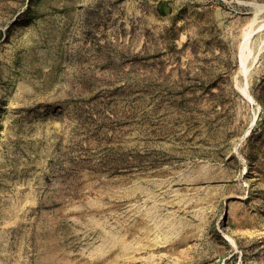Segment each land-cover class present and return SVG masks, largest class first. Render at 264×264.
Returning <instances> with one entry per match:
<instances>
[{
	"label": "rangeland",
	"instance_id": "1",
	"mask_svg": "<svg viewBox=\"0 0 264 264\" xmlns=\"http://www.w3.org/2000/svg\"><path fill=\"white\" fill-rule=\"evenodd\" d=\"M261 84L264 0H0V264H264Z\"/></svg>",
	"mask_w": 264,
	"mask_h": 264
},
{
	"label": "trees",
	"instance_id": "2",
	"mask_svg": "<svg viewBox=\"0 0 264 264\" xmlns=\"http://www.w3.org/2000/svg\"><path fill=\"white\" fill-rule=\"evenodd\" d=\"M258 88V93L252 92V96L255 100V102L261 107V112L260 114L263 116L262 120L260 123H256L257 127H253L250 134L246 137L244 144L247 146L255 147L253 146V143L260 142V139L264 137V84L259 85ZM255 125V126H256ZM261 126V129L257 131L258 126ZM254 149V148H253Z\"/></svg>",
	"mask_w": 264,
	"mask_h": 264
},
{
	"label": "bare ground",
	"instance_id": "3",
	"mask_svg": "<svg viewBox=\"0 0 264 264\" xmlns=\"http://www.w3.org/2000/svg\"><path fill=\"white\" fill-rule=\"evenodd\" d=\"M247 35V34H246ZM245 39H247V38H245ZM248 53H249V51H248ZM242 60V59H241ZM242 63V62H241ZM243 65V64H242ZM245 66V65H244ZM245 68V67H244ZM242 93H244V92H242Z\"/></svg>",
	"mask_w": 264,
	"mask_h": 264
}]
</instances>
